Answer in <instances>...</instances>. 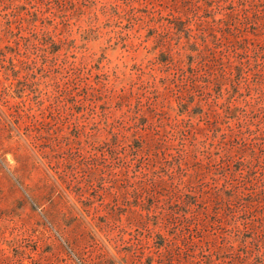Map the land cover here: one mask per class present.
Wrapping results in <instances>:
<instances>
[{"label":"rangeland","instance_id":"1","mask_svg":"<svg viewBox=\"0 0 264 264\" xmlns=\"http://www.w3.org/2000/svg\"><path fill=\"white\" fill-rule=\"evenodd\" d=\"M0 264H264V0H0Z\"/></svg>","mask_w":264,"mask_h":264},{"label":"trees","instance_id":"2","mask_svg":"<svg viewBox=\"0 0 264 264\" xmlns=\"http://www.w3.org/2000/svg\"><path fill=\"white\" fill-rule=\"evenodd\" d=\"M35 22H37V20H35ZM174 25H175V29L177 30V31H179V32H182L183 31V26H182V22H178V21H176L175 23H174ZM43 40H45V39H43ZM46 43V42H45ZM44 43V44H45ZM57 51H59L56 47H52L51 48V52L52 53H55V52H57ZM169 59H170V56H169V53L168 52H161L160 53V55L158 56V59H157V61L158 62H160V64H166L167 62H169ZM23 61V60H22ZM23 63H25L24 65H25V67L26 68H29L30 67V64L29 63H27V62H23ZM19 72V70H16L15 71V77H16V79L18 80L19 78H20V76H19V74H16V73H18ZM22 78H20L19 79V81H18V83L19 84H21V82L23 83V81L21 80Z\"/></svg>","mask_w":264,"mask_h":264}]
</instances>
